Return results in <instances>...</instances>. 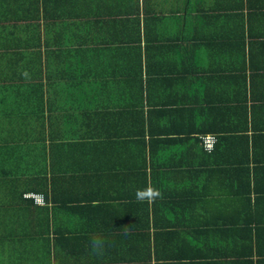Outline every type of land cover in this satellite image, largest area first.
<instances>
[{"label": "crops", "instance_id": "obj_1", "mask_svg": "<svg viewBox=\"0 0 264 264\" xmlns=\"http://www.w3.org/2000/svg\"><path fill=\"white\" fill-rule=\"evenodd\" d=\"M0 264H264V0H0Z\"/></svg>", "mask_w": 264, "mask_h": 264}, {"label": "trees", "instance_id": "obj_2", "mask_svg": "<svg viewBox=\"0 0 264 264\" xmlns=\"http://www.w3.org/2000/svg\"><path fill=\"white\" fill-rule=\"evenodd\" d=\"M156 70L154 73L158 74L159 77H165L167 76V70L165 66L163 65H157L156 66ZM161 69V70H159ZM140 77L142 79L143 74H147L149 77L151 76V73L149 71V67H143V65L140 66ZM164 87L167 86V82H164ZM145 84L143 81H141V92H140V100L138 104H135V102H131L128 99L129 104H126L125 106L130 105L131 109L134 110H139V114H140V125L141 127H143V129H141L144 132V126H145V122L147 121L146 117H148V123H150V117L151 115H154L155 117H158L161 121H164L167 119V97L165 98H160L162 97V95H156L157 97L153 99V101H151V97H145L144 96V90H145ZM158 98H160L159 100H161V102H159V100H157ZM156 99V100H155ZM151 108L150 110H148V112L145 113L144 108L145 107ZM137 108V109H136ZM100 109V107H98L97 105H95L92 110H97ZM97 113V111H96ZM111 117H116V115L114 113H109ZM138 114V115H139ZM108 116V117H110ZM107 117V118H108ZM37 131H28V135L31 137H34V139L32 140L30 138V140L35 141V134ZM204 134H208V133H214L211 130H204L202 131ZM145 133L149 135L150 141L148 144V147L150 148V150H153V145L154 142L156 144V151L151 153V162L150 164H146V168L147 166L150 167V169L152 170H167V156H164V150L167 148L166 147V143H167V129H162V130H157V131H149V132H144L143 135L145 136ZM18 136V135H16ZM78 136L79 139H83L85 138V136L82 135H76ZM90 136V135H89ZM205 136V135H204ZM217 137V136H216ZM95 138V137H94ZM144 138V137H142ZM13 142H17L19 143L20 140H17L16 138L12 139ZM86 140V139H84ZM217 140L219 141V138L217 137ZM27 142V141H26ZM218 144V142H217ZM216 144V146H217ZM215 146V149H216ZM214 149V150H215ZM213 152V151H212ZM211 152V153H212ZM12 163H14L12 161ZM3 164V163H1ZM16 164V163H15ZM18 166L16 165V167H13V171L14 173L16 172V169H21V174L22 175H26V177H28V180L26 181V186L24 188H22L20 191H15L16 193H14L16 196H18V200L20 198V200L23 201H28V202H32L31 200H27L24 198V194L26 193H37V194H42L45 197L46 200V205L43 207H48L50 204L56 203V200L53 199L51 191L49 190V179L44 178L45 176H42L44 174H37L38 172H35V170H33V168H27V166L29 165L28 163H26V166H23L21 163H19L17 161ZM28 164V165H27ZM14 166V165H13ZM23 172H27L23 173ZM48 172V171H47ZM52 170H50V173L52 175ZM47 174V173H46ZM18 177V175H17ZM46 181V182H45ZM13 195V194H12Z\"/></svg>", "mask_w": 264, "mask_h": 264}, {"label": "built area", "instance_id": "obj_3", "mask_svg": "<svg viewBox=\"0 0 264 264\" xmlns=\"http://www.w3.org/2000/svg\"><path fill=\"white\" fill-rule=\"evenodd\" d=\"M203 148L206 152L211 153L214 151L215 146L218 142L217 137L215 135H205L201 137ZM24 198L27 200H31L34 202L37 206H45L46 200L45 197L42 194L37 193H26L24 194Z\"/></svg>", "mask_w": 264, "mask_h": 264}, {"label": "clouds", "instance_id": "obj_4", "mask_svg": "<svg viewBox=\"0 0 264 264\" xmlns=\"http://www.w3.org/2000/svg\"><path fill=\"white\" fill-rule=\"evenodd\" d=\"M148 195L149 196H158L159 193L156 190L152 189V190L148 191ZM142 197H143V193H137L138 199H141ZM103 244H104V241L101 238H99L98 236H94L91 240V247L94 251L102 249Z\"/></svg>", "mask_w": 264, "mask_h": 264}]
</instances>
